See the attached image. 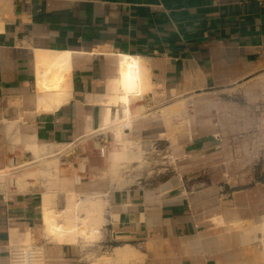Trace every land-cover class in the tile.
Masks as SVG:
<instances>
[{"label": "crops", "instance_id": "obj_1", "mask_svg": "<svg viewBox=\"0 0 264 264\" xmlns=\"http://www.w3.org/2000/svg\"><path fill=\"white\" fill-rule=\"evenodd\" d=\"M36 50L71 52L68 98L53 111L36 104ZM118 53L142 57L153 83L150 93L131 104L144 107L143 115L132 117L127 138L144 142L146 151L169 152L175 182L109 192L112 219L93 242L44 239L39 190L0 194V264H8L11 243L26 233L44 245L46 264H221L217 246L224 235L213 221L216 208L244 218L251 192L256 201L250 202L264 207V180L256 181L254 191L229 184L218 201V190L198 179L200 171L227 159L226 139L249 137L194 132L182 139L176 132L169 141L163 136L168 117L161 113L178 97L264 71V0H12L0 29V168L6 165L7 139L23 144L24 152L27 135L37 143H73L92 135L115 139L112 129H102V118L106 109L122 108L107 102L118 89ZM156 109L160 123L147 124V112ZM8 122L14 123L10 130ZM189 163L198 174L185 180ZM65 204L57 201L55 207ZM126 245L134 255L115 257L113 248Z\"/></svg>", "mask_w": 264, "mask_h": 264}, {"label": "rangeland", "instance_id": "obj_2", "mask_svg": "<svg viewBox=\"0 0 264 264\" xmlns=\"http://www.w3.org/2000/svg\"><path fill=\"white\" fill-rule=\"evenodd\" d=\"M260 74H264V71L253 73L229 86L219 87L206 93L199 95L192 93L191 95L178 97V99L187 98L185 112H182L181 116L177 118L168 117L166 122L165 119H162L168 129V135L165 132L163 136L167 137L168 140L174 141L177 137L176 132L180 133L178 136L182 139L191 137L194 132L203 135L214 134L221 137L246 136L250 138L226 139L227 159H219L218 163L209 165L210 169L208 171L207 169L200 171L198 179L205 180L218 190V201L225 199L221 191H223V188L228 190L227 185L229 184H232L234 188L244 187L246 189L249 187L251 189L256 186V181L264 180V87L256 85L250 92L245 91L246 87L250 86ZM142 103L136 102L132 105L133 114H139L136 112V106ZM142 109L140 111L143 115ZM147 114L150 117L147 124L152 120L160 123L156 120L160 116L157 109L147 112ZM177 126L179 127L178 130ZM92 136L73 142L61 154L58 174L60 177H66L68 182L64 187L54 188L56 195L52 207L55 211L61 209V207H55L56 202L60 201V205H62V202H65V194L68 192L66 190L71 189L76 193V197L91 192H107V196H105L107 201L102 208L104 213L109 192L116 189L114 185H111L109 177L105 174V169L109 164L108 154L114 148L115 140H101L98 139L99 136ZM7 140L9 141V150L5 153L7 160L3 161L6 164L5 167L15 159L21 160L23 157L22 152H24L23 144L15 139ZM131 140L135 142V148L139 146L146 147L144 142ZM158 148V151L145 150L142 161L132 164L135 167L139 166L138 170L142 174L124 188L136 184H156L169 179H172L173 183L175 182V160L169 157V152L164 149L159 151ZM36 165L30 167V169H35ZM212 165H214L213 168ZM197 171L198 168L189 163L184 168L183 178L185 180L187 177L192 178V176L198 174ZM75 176L79 177L78 183L73 180ZM225 185L226 187H224ZM43 189L44 186H41L37 190L42 192ZM15 190V188L7 185L5 189L0 190V194L7 196L19 192ZM251 191L254 190L251 189ZM247 199L249 205H247V210L244 211V218L235 216L236 214L231 216L229 212L225 213L224 209L219 207L216 208L217 215H213L215 225L220 228V234L224 235L222 236L224 241L217 246L221 264H264V239L263 237H249L248 231L249 227L260 224V220L264 216V207L250 202L254 199L252 192L247 195ZM105 221L106 219L102 223L104 224ZM42 236L46 238L44 232ZM225 236L227 238H224ZM46 239L54 241L50 238ZM30 243L38 242L30 238L22 244ZM11 244L18 245L19 243L14 242Z\"/></svg>", "mask_w": 264, "mask_h": 264}, {"label": "bare ground", "instance_id": "obj_3", "mask_svg": "<svg viewBox=\"0 0 264 264\" xmlns=\"http://www.w3.org/2000/svg\"><path fill=\"white\" fill-rule=\"evenodd\" d=\"M12 5V0L0 2V29ZM69 51L49 52L37 51V71L35 94L36 104L41 111H53L65 103L68 98L66 77L70 71ZM118 76L115 80L117 91L107 96L109 104H121L118 110L106 109L103 114V130L112 129L114 135V148L109 151L108 167L105 169L111 185L116 189L124 188L133 183L142 173L135 162L142 161L145 146L134 147L131 139L127 138L126 130L131 127L132 102L144 98L153 88L149 77L147 65L142 57L118 53L116 55ZM264 87V74H260L245 91L250 92L255 86ZM187 98H181L162 108L164 117H180L186 110ZM144 106H136L139 112ZM14 127L13 122H8L7 129ZM90 133H94L91 128ZM103 142V141H102ZM24 158L15 159L8 166L0 168V190L9 185L15 191H35L44 186L42 190V230L46 238L59 243H75L79 239L93 242L101 239L102 225L105 219L103 205L107 201V192H91L77 195L71 189L65 194V207L55 211L52 207L55 187L67 185V178L58 174V164L62 152L72 143H37L35 137L27 135L24 139ZM142 163V162H141ZM37 164V165H36ZM36 165L35 169H30ZM78 176L73 179L78 183ZM249 237H263L264 216L257 226L248 229ZM14 239L22 244L30 239L29 233ZM115 257L126 259L134 255L130 246L113 248Z\"/></svg>", "mask_w": 264, "mask_h": 264}, {"label": "built area", "instance_id": "obj_4", "mask_svg": "<svg viewBox=\"0 0 264 264\" xmlns=\"http://www.w3.org/2000/svg\"><path fill=\"white\" fill-rule=\"evenodd\" d=\"M104 216L106 221L102 228H105L110 223L109 220L112 219L108 214L107 206L104 208ZM8 264H46L44 245L39 243L10 245Z\"/></svg>", "mask_w": 264, "mask_h": 264}]
</instances>
